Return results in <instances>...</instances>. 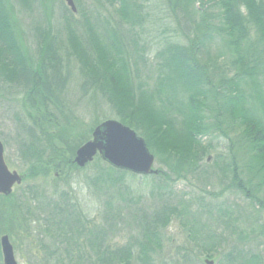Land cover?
Returning <instances> with one entry per match:
<instances>
[{"label":"trees","instance_id":"16d2710c","mask_svg":"<svg viewBox=\"0 0 264 264\" xmlns=\"http://www.w3.org/2000/svg\"><path fill=\"white\" fill-rule=\"evenodd\" d=\"M11 1L22 11L31 12L34 8L33 0ZM147 1L105 0L114 7L122 23L120 30L101 25L99 18L91 15L92 22L87 19L89 24L81 30L85 39L76 34V29L68 31L63 54L55 36L45 25L34 22L31 34L35 38L36 59L32 64L21 49L6 0H0V80L21 85L30 107L37 110L38 126L41 127L42 120L55 129L57 123L51 115L61 104L66 79L59 58L68 53L69 59L79 64L84 79L82 90L99 91L113 107L117 119L160 154L163 165L175 174L184 175L199 167L207 152L199 137L212 129L225 130L224 135L235 148L233 154L225 157L229 162L224 165L227 168L221 170L230 167L231 188L255 199L258 207L264 209V197H257L264 192V0H213L204 14L202 7L193 5L195 0H166L172 13V31L176 29L173 33H179L184 41H163L154 51L155 65L149 68L153 72L152 85L142 79L144 74L140 75L146 67L144 53L152 49L146 47L151 43L142 38L145 33L142 2ZM53 133L29 132V140L18 144V157L28 165V177L44 174L52 168L48 167L50 163L55 168L78 169L70 159L75 147L71 151L59 149L53 145L56 138ZM94 159L102 168L89 179L88 186L100 194L103 187L118 189L116 194H105L104 214L109 215L105 218L106 225L112 224L92 231L89 224L94 220H87L88 216L75 202L69 204L65 195L68 191H63V204L49 209L55 228L52 230L49 224L44 232L59 244L47 251L53 264H154L152 254L159 249L162 230L172 219H178L182 225L188 244L183 247V258L174 264H205L200 257L218 251L221 252L218 264H263L264 255L239 247L243 242L225 252L227 240L238 228L243 232L237 215L218 208L216 217L199 220L194 216L196 212L189 210L192 204L181 199L176 203L165 199L167 202L154 207L151 214L136 212L132 217L137 235L130 244H112L116 233L114 220L118 218L119 222L121 210L132 209L143 199L139 194L121 193L126 175H135L113 168L99 156ZM236 169L241 174H236ZM161 176L159 172L155 178ZM34 195L32 192L31 199ZM112 200L121 205L113 209ZM238 238L248 239L241 233Z\"/></svg>","mask_w":264,"mask_h":264},{"label":"rangeland","instance_id":"374dc122","mask_svg":"<svg viewBox=\"0 0 264 264\" xmlns=\"http://www.w3.org/2000/svg\"><path fill=\"white\" fill-rule=\"evenodd\" d=\"M212 1L195 0L193 5L197 8L202 7L201 13L204 14L207 10L206 7ZM73 2L74 12L67 6L65 0H33L32 7L34 8L31 12H26L22 11L14 1L6 0L21 49L32 64L36 59L35 38L31 34L34 22L38 21L41 25H45L50 34L55 36L56 44H61L62 54L67 48L66 35L68 31L76 29V34L85 39L81 30L84 31L86 24H89V21L92 22L89 18L91 15L99 18L98 22L101 25L115 31L120 30L122 23L118 20L114 7L106 3L105 0H73ZM190 7H192V2ZM142 12L145 19L142 27L145 33L142 34V38L151 43L146 47L151 46L152 49H147L144 53L146 69L144 68L140 75L144 74L145 78L142 79L152 85L153 72L151 73L149 68H153L155 65L154 51L161 46L163 41L170 42L179 39L181 42L184 41V38H179V33H173L176 29L172 31L174 27L172 13L166 0L142 2ZM196 17L198 18V15ZM176 23L178 24V22ZM61 56L59 60L63 65V79L64 76L66 79L60 95L61 104L57 110L54 109L53 115H51V119L54 120L55 117L57 123L55 129L50 124L43 123L42 120L41 127L38 126L37 110L30 107L25 89L21 85L16 86L12 82L0 80V141L3 144L4 161L9 170L16 171L22 176L21 183L13 187L8 199L0 196V236L7 234L16 264H53V261L48 258L47 251L53 250V247L59 244L50 240L44 232L46 228H49V224L52 225V230L55 228L49 209L56 207L55 205L63 204L64 195H61L63 191H68L65 195L67 199H70L69 204H72L71 201L75 202L78 209L86 213L89 218L87 220H94L92 224L89 221V228L92 231L96 230L98 226L101 228L102 225L112 224L106 225L105 218L109 215L104 214L107 206L105 194H116L117 188L103 187L102 194H100L97 192L98 190L88 186L89 179L91 180L102 168L95 159L85 163L86 165L83 167H78L77 170H65L63 166L55 168V165L50 163L48 167L52 168L49 167L44 174L30 178L27 176L28 165L18 157V144H25L29 140L27 133H38L41 130L54 132L56 138L52 142L59 149L66 150L67 148L71 151V148L75 147L73 156L70 157V153L67 155L73 160L76 149L91 138V132L97 123L105 119H117L113 107L99 91L89 88L82 90L84 79L80 74V67L76 60L69 59L68 53ZM55 113L56 116L59 115L58 118L54 116ZM60 135L67 139H62ZM199 138L206 144L207 152L200 160L199 167L184 175L175 174L163 165L160 154H157L154 149L148 148L154 156L153 168L161 172L162 178L168 179L166 181L160 177L155 178L157 174L126 175L120 188L121 193L130 192L133 194L132 196L139 194L143 200L134 205L132 209L121 210L119 222L118 218L112 219L115 222L113 229L116 231L111 241L112 244L127 245L131 243V238H134L138 232L133 223L136 212L137 214H151L154 207L167 202L165 199L171 203H176L181 199L188 200V203L192 204L189 210L196 212L194 216L199 220L205 216L206 218L216 217L218 208L230 210L233 216L237 215V221H240L239 226L243 232L238 228L236 234L227 240L228 245H225V252L229 251L230 247L239 246L243 242L239 247L245 246V249L250 252L264 255V209L258 207L255 199L246 198L242 193L231 188L230 174L232 171L229 169L230 167L225 171L221 170L228 166L229 162L225 160L227 146L233 142L217 132ZM80 139L82 140L76 145L75 141ZM235 173L239 174L240 172L236 169ZM32 192L36 194L34 199H31L30 196ZM257 197L263 198L264 192L258 193ZM130 199L132 200V198ZM112 202L113 209L116 205H121L117 200H112ZM149 204L150 208H146ZM44 211L46 212L44 213ZM86 230L89 231L87 226ZM240 233L247 236L248 241L239 239ZM161 234L162 242L157 252L152 254V261L154 264L179 263V258H183L181 255L184 253L182 252L183 247L188 244L186 243L187 235L178 219H172ZM44 247L48 249H44ZM84 251L87 252V250ZM215 254L200 257V259L203 262L205 258L213 259L216 263L221 252L218 251ZM261 258L263 259V257ZM0 264H2V255Z\"/></svg>","mask_w":264,"mask_h":264},{"label":"water","instance_id":"95a60500","mask_svg":"<svg viewBox=\"0 0 264 264\" xmlns=\"http://www.w3.org/2000/svg\"><path fill=\"white\" fill-rule=\"evenodd\" d=\"M72 11L75 6L72 0H65ZM96 154L115 168L124 169L135 174H156L152 168L154 156L149 151L143 138L134 130L117 120L107 119L95 126L91 139L80 145L73 158L74 163L83 167ZM16 171H10L3 158V145L0 141V194L8 195L14 184L21 182ZM2 264H16L13 248L6 234L0 236ZM205 264H214L213 259H204Z\"/></svg>","mask_w":264,"mask_h":264},{"label":"bare ground","instance_id":"6f19581e","mask_svg":"<svg viewBox=\"0 0 264 264\" xmlns=\"http://www.w3.org/2000/svg\"><path fill=\"white\" fill-rule=\"evenodd\" d=\"M72 11V10H71ZM74 12V11H73ZM105 120H107V119H105ZM114 120H117V121H119L118 119H114ZM104 121V120H103ZM102 122V121H101ZM101 122H99V123H97L95 126H97L98 124H100ZM120 122V121H119ZM121 123V122H120ZM95 126H94V128H95ZM214 132H217V133H221V134H223L224 135V133L226 132L225 130H223V129H221V130H219V129H212L206 136H208V135H211L212 133H214ZM235 147H233L232 146V144L231 145H229L228 144V146H227V153H226V156L227 155H231V154H233V152H234V149ZM7 235V234H6Z\"/></svg>","mask_w":264,"mask_h":264}]
</instances>
